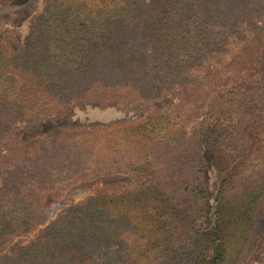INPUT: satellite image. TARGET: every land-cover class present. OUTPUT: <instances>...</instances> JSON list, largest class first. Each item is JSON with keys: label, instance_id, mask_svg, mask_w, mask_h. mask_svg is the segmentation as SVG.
Returning <instances> with one entry per match:
<instances>
[{"label": "trees", "instance_id": "trees-1", "mask_svg": "<svg viewBox=\"0 0 264 264\" xmlns=\"http://www.w3.org/2000/svg\"><path fill=\"white\" fill-rule=\"evenodd\" d=\"M169 94L184 96L134 121L17 132L76 104ZM210 167L222 176L213 198ZM125 174L133 186L65 205L0 264L260 258L264 0H44L18 52L0 40V242L35 227L67 186Z\"/></svg>", "mask_w": 264, "mask_h": 264}, {"label": "rangeland", "instance_id": "rangeland-1", "mask_svg": "<svg viewBox=\"0 0 264 264\" xmlns=\"http://www.w3.org/2000/svg\"><path fill=\"white\" fill-rule=\"evenodd\" d=\"M43 3L44 0H19L10 5L0 7V40L5 43L11 52L16 53L23 47L29 34L30 22L41 13ZM225 60H227L226 55L219 56L213 60L212 64H221ZM181 96H184V94L164 95L162 98L150 103L136 102L128 107L102 108L97 102L76 104L72 105L61 116L42 118L40 120L30 119V121L22 123L17 132L20 137L25 138L29 135L44 133L67 125L89 126L134 121L153 110L162 109L169 103L176 102ZM207 175L208 192L210 197L213 198L216 195L222 176L212 167L208 168ZM131 186H133V180L130 175L126 174L95 177L67 186L58 201L39 216L35 227L0 242V256L15 245L28 242L35 232L54 219L65 205L85 199L97 188H104L108 192H120ZM262 228L264 229V216L262 217ZM250 264H264V251L259 259L250 262Z\"/></svg>", "mask_w": 264, "mask_h": 264}]
</instances>
